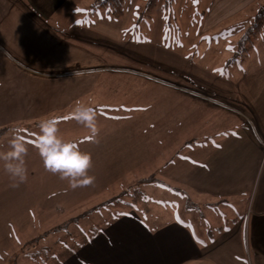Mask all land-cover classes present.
Instances as JSON below:
<instances>
[{"label":"rangeland","instance_id":"obj_1","mask_svg":"<svg viewBox=\"0 0 264 264\" xmlns=\"http://www.w3.org/2000/svg\"><path fill=\"white\" fill-rule=\"evenodd\" d=\"M213 1L158 0L154 9L148 10L145 0H126L123 16L116 18L98 0H86L79 10L80 22L87 14V22L97 39L93 47L86 46L93 55L90 60H95L89 66L99 68L71 77L47 79L44 81L47 92H26L22 106L17 105L20 96L0 94L4 106L14 103L15 110L24 111H13L12 124L6 120L7 127L0 126V152L9 150L12 130L25 137L28 148L25 156L28 176L19 187L11 186L0 161V264H60L87 242L91 228L107 226L129 210L139 212V207L156 209L166 220L182 217L190 222L183 215L185 197L178 192L170 194L166 186H154L156 178L152 175L156 164H153L155 156L148 151L153 138L148 125L155 122L158 126L155 135L165 134L169 124L175 125V136L170 138L181 142L189 133L184 132L183 123L179 125L187 115L186 110H193L195 117L204 106L236 105L220 93L237 92L219 74L228 68H234L231 74L239 71L248 75L250 89L242 83L237 86L240 92H264V47L237 49L236 43L257 9L253 12V4L246 5V0H240L235 7V0H227L223 6L227 18L217 12L220 5ZM227 23L230 29L219 32V26ZM242 23L240 32L232 31ZM102 40L105 44L102 48L95 45L101 46ZM233 58L235 62L225 63ZM159 100L165 106L170 101L169 115L163 106L158 109L154 105ZM78 101L97 111L95 139H86L91 136L90 130L72 118ZM48 118L58 119V135L64 141L78 142L80 150L91 155L89 175L95 177L92 185L72 188L67 181L44 169L39 151L31 141L39 133L40 121ZM195 125L191 127L193 133L199 134V122ZM177 175L182 184V170ZM167 179L163 177L165 184H169ZM139 189L146 193V206L138 200L135 208L130 207L126 202ZM249 197L252 207L255 193ZM193 206L191 213L197 220L202 213L205 226L213 233L218 225L233 218L232 212H224L223 204L203 206L205 210L199 204ZM217 209L223 215L219 217L221 224L212 221ZM191 220L193 223L194 219ZM40 250L42 254L35 258L33 252Z\"/></svg>","mask_w":264,"mask_h":264},{"label":"crops","instance_id":"obj_2","mask_svg":"<svg viewBox=\"0 0 264 264\" xmlns=\"http://www.w3.org/2000/svg\"><path fill=\"white\" fill-rule=\"evenodd\" d=\"M85 1L0 0L1 96H20L22 99L16 104L22 106L26 92H47L44 84L47 79L71 77L99 68L89 66L95 60H90L93 55L86 46L93 47L97 39L95 32H91L87 14L80 22L79 10ZM226 1L216 0V5H220L217 12L228 18L223 10ZM246 1V5L253 4V12L264 2ZM239 4L240 0H235L233 5ZM242 25L232 31L240 32ZM229 26L230 23L222 24L218 31L227 32ZM240 38L236 42L237 49L242 48ZM95 45L102 48L105 44ZM263 45L262 30L254 47L263 48ZM233 62L234 58L225 63ZM232 69L219 74L228 79L237 92L220 93L236 105L204 106L195 117L193 110H186L187 115L179 122V125L183 123L184 132H189L183 141L174 142V138H170L175 136V125L169 124L165 134L157 135L155 122L148 125L153 138L151 148L147 149L155 156L153 164H156L155 175H152L156 178L154 186H166L170 194L181 193L186 200L183 215L191 223L182 217L166 220L162 212L153 208L139 207V212L129 210L100 228L60 264H264V92H240L237 86L244 83L250 89V80L246 73L231 74ZM9 104L0 103L2 127H7L6 120L12 124L13 111L24 112L22 108L15 110L14 103ZM165 104L159 100L154 105L168 112L170 101H167L168 106ZM195 119L199 122V134L193 133L191 128L197 125ZM179 170L184 177L182 184L177 179ZM165 176L169 184L164 183ZM253 193L255 198L250 207L248 198ZM147 200L140 205L146 206ZM194 204H199L203 210V206L223 204L224 212H232L233 218L227 224L218 225L213 233L205 226L202 213L198 220L191 213ZM215 211L212 221L221 224L219 217L223 215L218 209Z\"/></svg>","mask_w":264,"mask_h":264},{"label":"clouds","instance_id":"obj_3","mask_svg":"<svg viewBox=\"0 0 264 264\" xmlns=\"http://www.w3.org/2000/svg\"><path fill=\"white\" fill-rule=\"evenodd\" d=\"M71 115L78 123L88 128L91 139H95L98 135L96 109L78 101ZM58 123L56 118L42 119L38 125L39 133L31 141L39 151L44 169L53 175H58L60 180L67 181L72 188L92 185L95 177L89 175V170L92 168L91 155L82 152L78 142L64 141L58 135ZM27 152L25 137L18 130H12L9 150L0 152V161H3L4 171L14 188L19 187L27 179L28 171L25 164Z\"/></svg>","mask_w":264,"mask_h":264},{"label":"trees","instance_id":"obj_4","mask_svg":"<svg viewBox=\"0 0 264 264\" xmlns=\"http://www.w3.org/2000/svg\"><path fill=\"white\" fill-rule=\"evenodd\" d=\"M98 1H99L100 6H102L105 10L108 11L109 14H112L114 17L120 18L123 16L124 4L126 0H98ZM145 1H146V4H145L146 8L148 10H152L154 9L158 0H145ZM263 28H264V2L258 7L256 14L252 18V21L245 28L244 33L242 34L240 38L242 49H245V50L253 49ZM244 55L246 54H243L242 56ZM145 199H146V193L143 190H140V189L134 190L132 200H130L129 202H126V204H128L130 207L135 208L137 206L136 203L138 202V200L140 203L141 201H145ZM119 200L120 198L118 199V201ZM90 230L92 233L89 236V238L100 231V226L98 228L96 226V228H91ZM39 254L40 255L42 254L41 250L37 252H33L32 255L35 258H37Z\"/></svg>","mask_w":264,"mask_h":264},{"label":"snow or ice","instance_id":"obj_5","mask_svg":"<svg viewBox=\"0 0 264 264\" xmlns=\"http://www.w3.org/2000/svg\"><path fill=\"white\" fill-rule=\"evenodd\" d=\"M64 119H68V117H65ZM86 139L91 140V137H86Z\"/></svg>","mask_w":264,"mask_h":264}]
</instances>
